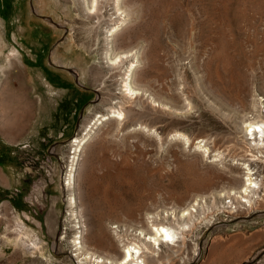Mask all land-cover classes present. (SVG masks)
Segmentation results:
<instances>
[{
    "label": "rangeland",
    "instance_id": "rangeland-1",
    "mask_svg": "<svg viewBox=\"0 0 264 264\" xmlns=\"http://www.w3.org/2000/svg\"><path fill=\"white\" fill-rule=\"evenodd\" d=\"M126 1L134 20L114 49L140 48L142 87L81 152L84 240L105 254L117 226L190 206L198 218L180 251L158 246L160 264H264V142L245 128L264 121V0ZM110 13L92 28L79 0H0V264H79L63 177L70 143L119 97L103 59ZM246 165L251 204L232 194Z\"/></svg>",
    "mask_w": 264,
    "mask_h": 264
},
{
    "label": "bare ground",
    "instance_id": "bare-ground-1",
    "mask_svg": "<svg viewBox=\"0 0 264 264\" xmlns=\"http://www.w3.org/2000/svg\"><path fill=\"white\" fill-rule=\"evenodd\" d=\"M125 1L126 0H79L85 16L98 19L95 24L91 25L92 28L100 27L101 21L104 18L101 17L100 19L99 14H102L106 8H110L111 13L108 17L110 24L104 28L105 51L103 59L109 70L118 71L117 91L119 94V97L112 100L111 106L108 107L109 109L107 110L106 115H101L89 122L84 127L82 131L83 133L80 136H76L70 143V150L72 152L71 155H69V161L65 166L63 190L67 193V201L70 209V222H72L71 227L74 230V235L70 242L73 255H70V258H75L78 260L79 264H160L162 256L157 252L158 246L162 244L170 248V254L168 253V257L175 252L180 251V247L184 245L183 243L185 242L181 240L179 243V237L186 231L185 227H188L190 224L193 225L194 220L198 218L194 214L196 213V210H193L192 208L189 209L190 206H186L179 209L180 213H178L179 215L177 216L179 220L175 218L176 214L171 215L172 213L170 212V215L172 216H170L171 221L169 220V214L167 213H164L165 215L157 220L153 214L147 216L145 226L141 224L133 228L132 225H134V222L129 221L128 225L116 227L119 232V243L121 247L115 245L112 241H108L109 251L105 254L96 252L97 250L84 240V234H86V230L88 231V226L84 217L85 207L82 204H78L75 199V195H77L76 192L80 191V187L75 184V176L77 177L76 173H79L81 169V152L84 150V146L86 147L88 141H91V138L95 137L98 133V125L103 126L107 123L109 124L106 131L103 132L102 137L100 136L103 138L106 134L114 130L116 127L115 124H123L126 117L133 113L132 108H127V105L131 99L138 95V91L142 87L135 79L142 60V51L140 48L133 52L130 51L126 53L120 51L116 52L114 49L118 34L124 31L134 20L133 10L126 5L127 1ZM2 51L3 50L0 49V55H2ZM144 83L146 84V82ZM136 84L141 87H136ZM143 86L147 87V85ZM245 128L249 129V133L254 141L259 140L264 142L263 120L249 122L246 124ZM257 134L258 137H256ZM248 166L246 165L245 167V179L243 180L241 189L232 192V194H235L239 198H243V202L251 204L253 201L252 199H254L252 198L253 196L259 199H261V197L255 194L258 188V182L253 178V172ZM76 198H78V196ZM230 204L231 202L229 205ZM197 205L198 203H196V206ZM199 206L201 207V205ZM172 219L176 220L172 221ZM15 228L21 230L20 232L17 231L18 236H26V234L23 233L24 231H22L24 225L21 226L19 224L16 225ZM129 228L133 229V231H131V229L129 230ZM36 242H31V244L23 242V244L26 248L31 246V249H36L38 248V242ZM14 244L15 242H13L12 245ZM154 246L156 247L154 248ZM193 246V251L195 255H197V247L195 244ZM115 248L116 250H114Z\"/></svg>",
    "mask_w": 264,
    "mask_h": 264
}]
</instances>
